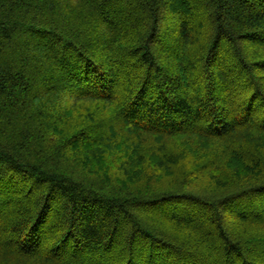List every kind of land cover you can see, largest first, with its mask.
<instances>
[{"label":"trees","instance_id":"trees-1","mask_svg":"<svg viewBox=\"0 0 264 264\" xmlns=\"http://www.w3.org/2000/svg\"><path fill=\"white\" fill-rule=\"evenodd\" d=\"M0 264H264V0H0Z\"/></svg>","mask_w":264,"mask_h":264}]
</instances>
